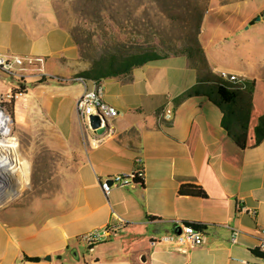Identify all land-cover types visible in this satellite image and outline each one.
Wrapping results in <instances>:
<instances>
[{
  "label": "crops",
  "instance_id": "0c3cea01",
  "mask_svg": "<svg viewBox=\"0 0 264 264\" xmlns=\"http://www.w3.org/2000/svg\"><path fill=\"white\" fill-rule=\"evenodd\" d=\"M198 39L205 60L200 53H180L103 79L105 100L119 115L104 141L87 145L74 117L85 84L41 78L75 77L90 67L55 0H0V51L35 58L23 70L29 88L14 104L26 120L41 121L29 129L27 150L38 141L58 152L53 178L68 179L73 189L70 203L41 221H20L13 218L18 209L7 215L9 208H0V264H264V254L255 252L264 227V139L255 144L254 131L264 115V0H209ZM222 70L256 82L244 147L223 127V111L209 96L175 103L192 85L220 79ZM18 84L0 71L1 93ZM167 110L171 120L161 118ZM233 128L239 131L237 124ZM23 157L27 175L30 157ZM138 166L144 184H114L105 193L102 180ZM183 183L202 186L208 196L181 193ZM177 221L204 223L206 242L153 243ZM106 225L119 228L87 249L80 236ZM227 225L242 230L238 243L231 242Z\"/></svg>",
  "mask_w": 264,
  "mask_h": 264
},
{
  "label": "rangeland",
  "instance_id": "374dc122",
  "mask_svg": "<svg viewBox=\"0 0 264 264\" xmlns=\"http://www.w3.org/2000/svg\"><path fill=\"white\" fill-rule=\"evenodd\" d=\"M112 3L122 4L120 9L121 17L124 19L126 28H120L111 16V13L99 6ZM209 0H100V3L93 0H55L57 12L65 25L69 28L72 36L80 50L81 58L91 66L92 62L99 59L116 45H124L129 48L145 40L143 33L132 32L133 22L150 21L161 26L163 38L176 43L178 47H185L192 42L196 32V22L205 11ZM139 5L138 10L134 6ZM147 31V30H146ZM35 108L42 112L41 105L35 103ZM35 112V111H34ZM73 112V111H72ZM14 130L19 139L20 156L30 157V179L25 173H16L13 179L16 193L14 198L1 207L18 209L14 219L28 221L37 219L43 220L59 209L70 203L68 199L73 189L68 179H55L58 164V152H55L48 145H43L37 141L35 147L30 152L29 144L31 135L29 129L33 124L41 121L26 120L18 112H13ZM23 117V118H21ZM75 118H78L75 111ZM19 176V177H18ZM71 180V179H69ZM16 213V212H15ZM88 249V248H87Z\"/></svg>",
  "mask_w": 264,
  "mask_h": 264
},
{
  "label": "built area",
  "instance_id": "2783aa9c",
  "mask_svg": "<svg viewBox=\"0 0 264 264\" xmlns=\"http://www.w3.org/2000/svg\"><path fill=\"white\" fill-rule=\"evenodd\" d=\"M35 64V58L32 55L7 54L0 51V71L18 79V86L9 90L8 92H0V179H16L14 169L21 167L19 159H17L19 152V139L14 130L13 112L10 110L8 104H11L24 95L28 88V81L23 70L25 67ZM42 79H52L59 82H69L73 80L82 81L85 84V89L79 96L76 102V111L79 118L83 141L87 145L97 146L104 141L107 133H109L111 126V119L119 115V110L111 103L105 100V89L102 83L103 80H90L83 76L77 75L75 77H61L55 74H42ZM92 81V86L89 87L87 81ZM220 80L223 83H228L231 89H245L246 79L241 75L226 70L220 71ZM99 115L102 118L100 127L105 126V121L109 128L103 133H99L97 128L91 125V116ZM173 113L170 110L163 111L162 119L171 120ZM142 158L139 156L136 162L141 163ZM144 170L143 167L135 168L131 173H118L111 176L109 179L101 181V185L105 193H109L114 184L131 185L138 184L137 177L139 175L138 169ZM142 176L141 174L139 175ZM19 177V176H18ZM2 206V205H0ZM243 211L250 212L256 215V209H250L246 205L240 206ZM127 221L122 218V223ZM205 224L202 222H187L177 221L174 230L171 233L163 234L153 238V243L161 242L167 243L174 247L191 246L195 247L202 245L207 240V235L204 230ZM231 231V242L238 243L242 230L236 226L227 225ZM118 226L106 225L99 229H94L80 238L86 242L88 249L93 250L95 245L105 240L111 233L116 231ZM178 229L180 231H178ZM258 248L264 250V227L259 229Z\"/></svg>",
  "mask_w": 264,
  "mask_h": 264
},
{
  "label": "trees",
  "instance_id": "16d2710c",
  "mask_svg": "<svg viewBox=\"0 0 264 264\" xmlns=\"http://www.w3.org/2000/svg\"><path fill=\"white\" fill-rule=\"evenodd\" d=\"M94 2L100 3V0H93ZM155 1V0H152ZM105 5V1H102L103 10L109 11L115 23L120 28H126L124 19L121 17L120 9L122 4L120 2L118 5L112 3ZM139 5L134 6V10H138ZM203 15V14H202ZM202 15L196 22V34L192 39L193 43L185 47H178L175 42L168 39L166 41L163 38L161 26L152 20L148 21H137L133 22L132 32L143 33L145 35V40L143 43H137V45H132L126 48L124 45H116L110 49L107 53L102 55L99 59L92 62L89 69L84 70L80 73L90 80H103L108 77L117 76L123 73L131 71L136 66H141L151 60H156L164 58L170 55H176L180 53H189L192 55L194 52L200 53L202 59H204V51L198 39V33L200 30V24ZM139 26L142 28L146 27L145 30L138 29ZM147 30V31H146ZM199 82L175 98V103L179 104L183 100L191 96L196 95H207L211 100L217 104L223 111L222 124L226 128L230 135L234 138L235 142L241 146H246V141L248 137L249 129V115L251 109V98L255 88V81L246 80L245 89H231L227 83H223L220 79H216L215 82L208 83ZM10 110L14 112V102L8 104ZM14 115V114H13ZM239 126V131H235L233 125ZM255 144H259L264 139V115L259 117L258 123L255 128ZM139 175L137 177V182L139 184H144V170L138 169ZM180 192L183 194L198 195L201 197H207L208 194L205 189L194 183H183L180 186ZM255 252L264 254V250L258 248ZM31 260H39V257H29Z\"/></svg>",
  "mask_w": 264,
  "mask_h": 264
},
{
  "label": "bare ground",
  "instance_id": "6f19581e",
  "mask_svg": "<svg viewBox=\"0 0 264 264\" xmlns=\"http://www.w3.org/2000/svg\"><path fill=\"white\" fill-rule=\"evenodd\" d=\"M19 157L17 156V159H19L21 165L26 163V160L24 157L20 156L18 152ZM27 167V166H26ZM14 174L16 173H25L23 166L17 167L14 169ZM16 193L15 184L13 182V179H0V204L6 203L12 198H14V195Z\"/></svg>",
  "mask_w": 264,
  "mask_h": 264
},
{
  "label": "water",
  "instance_id": "95a60500",
  "mask_svg": "<svg viewBox=\"0 0 264 264\" xmlns=\"http://www.w3.org/2000/svg\"><path fill=\"white\" fill-rule=\"evenodd\" d=\"M259 18L260 17H258V19ZM101 123H102V118L99 115L94 114L91 116V125L94 128H97V131L99 133H103L105 130H107L109 128L107 121H105V126H102V127H100ZM178 231H180V230L178 229ZM47 258L50 259L51 257L48 255Z\"/></svg>",
  "mask_w": 264,
  "mask_h": 264
}]
</instances>
